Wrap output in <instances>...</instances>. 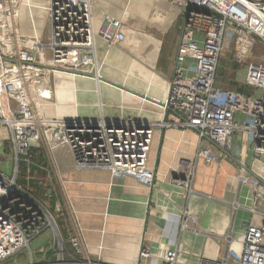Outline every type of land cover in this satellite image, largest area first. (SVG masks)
Returning a JSON list of instances; mask_svg holds the SVG:
<instances>
[{"label": "built area", "instance_id": "built-area-1", "mask_svg": "<svg viewBox=\"0 0 264 264\" xmlns=\"http://www.w3.org/2000/svg\"><path fill=\"white\" fill-rule=\"evenodd\" d=\"M15 7L17 12L18 0H0V127L8 131V140H0L7 151L6 163L0 160V264L47 230L57 240V250L49 251L45 260H34L29 251L25 264H96L85 255L87 249L74 225L66 228L64 239L56 219L30 192L35 165L46 172L40 182L55 195L47 180L51 175L55 180L61 177L50 162L60 147L67 149L76 170H106L112 179L126 176L150 186L154 171L148 162L157 128L194 130L198 136L194 155L205 162L220 155L208 139L227 150L234 131L240 130L253 146V158L264 165V0H160L156 4L160 17L176 7L187 13L163 101L167 108H162L159 122L149 118L140 120L139 126L130 118L105 115L102 103L94 117L46 113L53 105L51 78L69 71L100 75L108 51L126 40L121 18L103 14L96 26L90 0H47L46 35L37 38L17 30ZM256 45L261 53L249 61ZM227 51L245 64L243 81L250 92L216 84V70ZM40 151L48 162L45 166L32 160ZM19 163L26 167L25 184L19 182ZM176 175H183L175 180L190 191L193 163ZM236 176L252 194V221L238 240L237 253L229 246L223 258H201L198 264H264V185L242 171ZM181 216L182 229L196 222L188 209ZM136 256V264H148L153 257L156 264L178 262L177 250L171 249L157 257L140 246Z\"/></svg>", "mask_w": 264, "mask_h": 264}, {"label": "crops", "instance_id": "crops-1", "mask_svg": "<svg viewBox=\"0 0 264 264\" xmlns=\"http://www.w3.org/2000/svg\"><path fill=\"white\" fill-rule=\"evenodd\" d=\"M139 1L144 21L138 31L134 30L136 27L128 25V19L132 17L130 0H90V3L96 26L102 20L103 14L119 17L124 23L126 40L121 46L111 48L106 56L107 66L108 62L114 64L122 73V77L113 75V78L116 82L163 102L167 83L176 63L179 38L171 72L167 73L166 65L161 66L158 57L162 56V45L167 39L164 35L168 16L160 22L148 19L152 9L153 14L157 12L156 4L160 0ZM172 11L183 14L179 7ZM142 40L146 44L145 48L147 46L145 51ZM97 43L101 47L99 39ZM168 51L169 48L162 59L166 58ZM130 54H135L133 56L136 58L132 59H136L135 63L130 64ZM101 68L102 66L100 75ZM143 74L150 76L146 85L135 77ZM81 78L75 75L74 78H65L69 82L58 83V88L54 86L51 91H57L62 100L57 107L53 103L54 106L47 107V110L55 107L56 114L70 117L75 115L76 109L79 116L99 115L102 103L99 84L89 78L91 86L87 80ZM86 83L90 88L84 85ZM63 89L68 92L64 99ZM122 94L135 97L126 92ZM138 100L143 103H140V107L148 105V101L140 98ZM149 104L156 105L151 102ZM104 106L116 108L107 102ZM117 107L112 109L116 115L109 114L104 107L102 111L107 116L119 119H149L146 111L141 110L140 115L129 113L130 108L123 110L124 106ZM154 118V115L150 116V119ZM197 143L198 136L194 130H161L155 138V155L153 154V159L149 162L154 171V181L150 186L141 185L126 176L112 179L106 170H76L66 148L60 147L54 151V158L50 162L59 168L68 195L78 201L75 211L92 251L101 243L103 249L109 253L106 256L109 261L104 262L134 264L135 251L139 246L148 248L157 257L163 256L169 249L177 250V264H198L201 258L221 259L229 246L231 251L238 252V240L252 221V194L245 185L239 183L236 175L241 171L245 172L256 176L264 185V165L253 158V146L240 130L234 131L230 147L225 150L227 154L216 148L220 155L215 161L205 162L204 159L195 157ZM188 162L194 165L190 191L184 189L173 176L178 170L185 169ZM184 209H188L196 222H191L192 224L189 223L188 227L182 229L181 212ZM258 217L259 215L254 216L255 219ZM148 264H156L154 257L148 260Z\"/></svg>", "mask_w": 264, "mask_h": 264}, {"label": "rangeland", "instance_id": "rangeland-1", "mask_svg": "<svg viewBox=\"0 0 264 264\" xmlns=\"http://www.w3.org/2000/svg\"><path fill=\"white\" fill-rule=\"evenodd\" d=\"M46 5H47V0H18L17 12H16V7L14 8V19H15V26L17 30L20 33H23L24 35L28 37H37V38H41L42 36L44 37L46 35V28H47L46 27V24H47ZM129 7H130V11H131L130 13L132 17L128 19V22H129L128 25L131 24L133 27H136V29L134 30L138 31L139 28L141 27V24L144 21L143 16L140 13V10L142 11L141 9L142 6L140 5V1L130 0ZM154 7L155 6H153V8ZM165 16H168V23L166 25L167 31L164 35L167 39L165 43L162 45V51H161L162 56L158 57V61L160 60L159 63L161 66L166 65L165 66L166 71L165 69H163V71L170 73L171 65L174 59L173 58L174 51H175V48L177 47V42H178V38L180 36V31H181L180 28L183 22L184 15L176 13V11L174 12L171 11L170 13L168 14L165 13V15L160 17L156 13L153 14V9H152L151 12L148 14V19L150 18L152 20L160 22L161 20L165 18ZM169 39H170V42H169ZM130 40L131 38L128 40V42ZM145 45L146 44L144 42V46H143L144 51L147 49V46L145 48ZM168 48H169V51L166 55V58L162 59L165 56V53ZM143 50L142 52H144ZM260 53H261L260 47L257 45L254 46L251 49L250 54L248 55V60L249 61L254 60L253 58L254 55H258ZM130 55H131V59H129L130 64L132 62L135 63L136 59L132 60L136 58L135 56H133L135 54H130ZM138 55L140 56V53ZM231 55L232 53L230 51H227L221 57L217 70H216V75H217L216 83L218 84V82H220V85L218 84V86L223 87V88L237 89V87H242L244 90H248V92L251 91V88L245 86L244 81H243V76L245 72V64H242L238 62L237 60L233 59ZM105 63L106 62H103L102 65L104 66H102L101 68V73L104 77L107 76L115 80L113 78V75L121 76L122 73L120 70H118L119 68L117 66H115L114 64L112 65L109 62H108L109 66H107V63L106 64ZM135 77L139 78V81L144 83V85H146V83H149V77H150L149 75H144V74L142 76L135 75ZM81 79L87 80L92 86V82L89 80V78L84 77ZM51 82H52L53 87L57 86L56 88H58L60 86L59 84L63 82H69V81L61 76V77L51 78ZM84 85L90 88L87 83ZM98 90L100 91V94H101L100 97L102 98L103 105L106 104L107 102V104L112 105L113 107H116V108H118L117 106H124L123 110H127V108H130L128 111L129 113L140 114V115H142L141 110L146 111V113H148L149 115V118L150 116L154 115L155 119H157L158 122L161 118L162 108L159 107L158 105H151L149 104V102H146L148 105H144V107H140L141 102L140 103L138 102L140 101L138 100V98L126 96L125 94H122L123 92L121 90L114 88L108 84L99 83ZM67 93L68 92H66V90L63 89V94H62L63 99L66 96H68ZM159 94L161 96V89H159ZM51 97H52L53 103H55V106L57 107V105L61 103L60 100L62 99L60 98L62 96L61 97L58 96L57 91H55L54 93L52 92ZM130 106L133 108H131ZM104 108H105V111L108 112L109 114L116 115V113L112 112V109H116V108H110V107H105V106ZM77 112H79L78 109H76L75 114ZM46 113L49 116H53V114H56V108L55 107L49 108ZM163 114L165 115V112ZM159 132H160V128H157L155 135H154L152 148L149 154V157H150L149 162L150 160L153 159V154L155 155L154 143H155V138L157 137V135H159ZM0 140H4V141L8 140V131H7V128L5 127H0ZM6 154H7V151H4V149L1 148V144H0V160L3 163H6V159H7L5 156ZM149 162H148V168H151L149 165ZM49 181L47 180V183L49 184L48 186L55 192V196H56L55 205H53V208H50V209L48 208L50 210V213L56 219L54 220L57 221V223H60L66 226V228H70V227L72 228V225H74V227L78 231V235H80L82 245L87 249L84 251V253L86 256L90 258L92 262L97 264V263H100L101 261H109V258L106 257V256H109V253L103 249V245L101 243L97 245L95 251L91 250V246L84 235L81 221L77 216V212L75 211L76 209L75 207H77L78 201L77 199H75L74 201L71 202V199L69 198V195L65 190L66 186H65L64 178H61L58 175L55 180L53 179V176L51 175V180ZM77 224H79V228H77ZM64 246H65V243H64ZM53 248L55 251L57 250L58 248L57 240H55L54 236H51V232L47 230L43 234L31 240L28 247H25L24 249L20 250L17 254L8 258L1 264H25L27 261H29V251L32 253L34 260H45L47 256L49 255L48 252L53 251ZM66 248H69L67 244H66ZM139 250H140V246L135 251L134 260L137 259L136 252H138Z\"/></svg>", "mask_w": 264, "mask_h": 264}, {"label": "trees", "instance_id": "trees-1", "mask_svg": "<svg viewBox=\"0 0 264 264\" xmlns=\"http://www.w3.org/2000/svg\"><path fill=\"white\" fill-rule=\"evenodd\" d=\"M222 62V61H221ZM217 76V75H216ZM217 84V83H216ZM218 84L220 85V82H218ZM217 84V85H218ZM246 86V85H245ZM228 89V88H227ZM232 90H237V91H241L244 93H248V90H244L242 87H237V89H232ZM250 92V91H249ZM150 158V157H149ZM33 162L42 166L46 165V160L43 156V153L40 151L38 152L33 158H32ZM25 164L24 163H19V169H20V178H19V182L24 183L25 184ZM31 173L34 174L35 179H30L29 180V188H30V192L37 197L42 204H44V206H46V208L50 209L53 208V205L56 201V196L54 195L53 192H48L47 188L45 189L43 184L40 182L41 180H43V178L46 176V172L38 167H36L35 165L31 166ZM41 178V180H40ZM40 182V183H39ZM49 187V186H48ZM48 209V210H49ZM50 211V210H49ZM62 237H66V226L58 223Z\"/></svg>", "mask_w": 264, "mask_h": 264}, {"label": "water", "instance_id": "water-1", "mask_svg": "<svg viewBox=\"0 0 264 264\" xmlns=\"http://www.w3.org/2000/svg\"><path fill=\"white\" fill-rule=\"evenodd\" d=\"M186 13L184 14V18H183V23L182 24H184V22H185ZM69 72L74 73V74L79 75V76H85V77L93 78L97 82L104 83V84H108V85H110V86H112L114 88H117V89H119V90H121L123 92H126V93H128L130 95H133V96L138 97L140 99H144L145 101L151 102V103L156 104L158 106H163L165 109L167 108V104L166 103L160 102V101L156 100L155 98H152L150 96H147V95H145V94H143L141 92H138L137 90L131 89V88H129V87H127V86L119 83V82H116L115 80L106 78V77H104L102 75H97L96 76L95 74L85 73V72H72V71H69ZM67 118L68 117H65L66 120H67ZM134 122L136 123V126H139V123H138L139 121L138 120L134 119ZM160 140H161V138L159 139V143H160ZM208 140L216 148H218L219 150H221L222 152H224L225 154H227V152L222 147H220L219 145H217L216 143H214L212 140H210V139H208ZM173 176H174V178H181V179L183 178V175H176V174H174Z\"/></svg>", "mask_w": 264, "mask_h": 264}, {"label": "bare ground", "instance_id": "bare-ground-1", "mask_svg": "<svg viewBox=\"0 0 264 264\" xmlns=\"http://www.w3.org/2000/svg\"><path fill=\"white\" fill-rule=\"evenodd\" d=\"M61 76H63L64 78H74V76H75V74H70V73H64L63 75H61ZM75 115H79L78 113L77 114H75ZM73 186V185H72ZM69 198L71 199V202L72 201H74L70 196H69ZM109 248V247H108ZM117 249V248H116ZM92 250V249H91ZM137 253V252H136ZM91 263V262H90ZM132 263V262H131ZM97 264H107L106 262H104V261H101L100 263H97ZM122 264V263H121ZM135 264H136V259H135Z\"/></svg>", "mask_w": 264, "mask_h": 264}]
</instances>
